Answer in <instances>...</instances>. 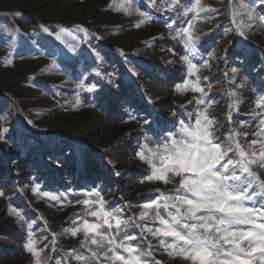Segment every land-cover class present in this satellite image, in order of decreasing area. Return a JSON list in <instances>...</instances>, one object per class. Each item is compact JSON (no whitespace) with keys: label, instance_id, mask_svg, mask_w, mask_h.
Segmentation results:
<instances>
[{"label":"rangeland","instance_id":"374dc122","mask_svg":"<svg viewBox=\"0 0 264 264\" xmlns=\"http://www.w3.org/2000/svg\"><path fill=\"white\" fill-rule=\"evenodd\" d=\"M195 6V0H116V4L112 0H0V129H9L0 132V161L5 169L0 177V264H35L26 247L29 231L47 264H79L75 255L90 256L81 243L83 234L72 237L64 232L83 219L96 222L79 203L88 198L85 193L100 191L105 210L120 209L124 219L138 215L144 203L159 199L157 190L175 194V183L147 181L151 167L139 159V153L162 154L165 144L181 138L180 122L194 127L208 104H212L209 116L214 119L218 142L227 141L230 129L248 133L240 137L245 147L258 142L254 131L259 117L250 113L258 101L264 103V0H201L204 11L199 12ZM246 9H255L252 17ZM188 24L200 37L194 51L185 46L184 36L175 38L184 46L183 54L163 44ZM81 28L87 29V37ZM213 31H219L215 41L203 44L202 39ZM57 34L76 51H68L55 39ZM93 48L103 62L94 59ZM185 56L200 69L201 86L206 91L212 88L208 96L182 91L189 80L196 79L183 62ZM247 58L255 75L251 69L246 71ZM8 60L11 65L6 64ZM175 67L182 82L167 84L166 76L159 73ZM232 67L237 73L231 72ZM77 83L94 91L81 90ZM121 88L125 91L119 106L123 117L113 121L107 114L109 103L98 96L105 89ZM233 91L236 97L229 95ZM201 98L204 105L196 102ZM237 99L240 103L231 108ZM230 110L231 120L225 115ZM47 140L64 142L66 156L76 151L77 158L83 153L95 157L97 171L90 177L78 174L72 181L48 183L41 167L55 170L59 166L58 159L51 163L45 153ZM253 167L264 178V169ZM253 184L250 195L256 200L246 204L260 207L264 197ZM13 208L25 217L23 221H18ZM160 211L171 222L167 212ZM143 223L160 227L157 221ZM125 233L137 237L133 246L146 244L134 225L121 235ZM153 247L155 258L163 264H186L170 259L155 240Z\"/></svg>","mask_w":264,"mask_h":264},{"label":"snow or ice","instance_id":"6c2138e0","mask_svg":"<svg viewBox=\"0 0 264 264\" xmlns=\"http://www.w3.org/2000/svg\"><path fill=\"white\" fill-rule=\"evenodd\" d=\"M112 2L116 4V0ZM195 5L194 11H204L201 0H195ZM119 7L124 8V4ZM246 11L252 17L255 9ZM184 14L187 15V12ZM261 19L264 20V17ZM44 30L48 31L47 28ZM81 31L85 37L88 36L87 29L81 28ZM240 35L243 36L244 33L241 32ZM181 36L187 38L185 46L194 51L195 42L200 37L194 35L193 25L188 24L182 31L176 32L173 38ZM55 39L65 44L59 34L55 35ZM84 42L87 43L86 40ZM65 46L70 52L76 51L75 46ZM92 52L94 59L103 62L99 52L94 48ZM183 62L196 79L189 80L182 91L191 90L199 93L201 97L208 96L212 88L209 87L206 91L201 86V77L198 74L200 69L187 56ZM6 64L11 65L12 61L8 60ZM51 68H57L55 62ZM237 71L236 67L231 68L233 74ZM76 87L89 93L94 91L91 87L85 88L84 83H77ZM240 87L243 88L244 84ZM229 95L236 97L237 93L233 91ZM75 100L79 105V95ZM196 102L205 104L203 98ZM239 103L240 100L237 99L230 107L235 108ZM211 108L212 104H208L199 112L194 127L181 121V138H173L170 144H165L162 154L152 152L150 157H146L144 152L139 153V159L151 167V175L147 177V181L162 182L164 185L175 183V194L169 195L157 190L160 198L154 203H144L139 214L129 219L118 214L122 211L120 209L116 212L106 211V201L100 191L84 194L88 198L80 200L79 203L86 210V215L94 217L96 222L83 219L77 222L78 226L64 229L72 237L83 234L81 243L88 249L90 256L75 255L73 258L79 264H95L96 260H101V254V264L104 261L109 264H163V261L154 256L153 240L158 242L170 259L179 258L186 264H257L258 261L259 264H264V204L260 207L246 204V201L256 200V196L250 195L254 191L253 182L259 188L258 195L264 197V178L253 167L264 169V111H256L264 109V103L258 101L256 108L250 113L253 117H259L258 130L254 131V135L260 139L256 144H249L247 147L240 140L241 136L248 135L246 131L230 129L226 134L227 141L218 142L219 137L213 130L214 119L209 116ZM225 115L231 120V110ZM240 127L244 128L245 125ZM8 131L7 127L0 129L3 133ZM35 191L39 193L40 189ZM41 194L49 196L48 193ZM2 195L0 192V196ZM49 198L60 200L59 196ZM161 208L167 212L171 222L161 214ZM12 212L18 221L25 219L20 211L13 208ZM149 220L157 221L160 227L152 228L143 223ZM130 224L141 230L145 245L133 246L132 241L137 240L136 236L126 233L121 235ZM245 225L250 227H239ZM26 247L35 258V264H47L46 259L42 260L43 253L36 248V240L31 231ZM56 264H60V261H56Z\"/></svg>","mask_w":264,"mask_h":264},{"label":"trees","instance_id":"16d2710c","mask_svg":"<svg viewBox=\"0 0 264 264\" xmlns=\"http://www.w3.org/2000/svg\"><path fill=\"white\" fill-rule=\"evenodd\" d=\"M219 31H213L210 35L203 38L202 42L203 44L206 42H213L215 41V36H217ZM163 44L167 47H170L173 49V51L177 54H183L184 52V46L176 39H169L168 41H164ZM203 46V45H202ZM201 52L203 54H206L208 51L205 47H202ZM252 58H255L256 55H252ZM247 65L246 68L248 72H250L249 69H251V74H254V67L249 62V58L246 59ZM252 61H257V59H253ZM157 71V70H156ZM158 72V71H157ZM150 75L152 74L149 72ZM180 72L177 70V67L173 68L170 71L162 70L159 75H165L167 84L175 85L177 82H182V78L180 77L182 74H179ZM249 74V73H248ZM152 76V75H151ZM181 78V79H180ZM175 79H177L175 81ZM120 90V89H119ZM114 90V89H105L99 94V98L104 101V103H109V106L107 108V114L113 121H119L121 117H123V113L121 109H119V106H121L123 98L125 97V91L121 88L120 91ZM223 94V93H222ZM220 99V98H219ZM48 143L45 144V153L48 154L50 157L51 163L54 162V159H58V169H47L45 167H41L42 170L41 173L45 174V178L48 180V183H62L67 178H69L70 181H72V178L74 175L78 174H84L88 175L89 177L94 175L97 171V163L96 158L92 157L90 154L83 153V155L80 156V158H77L76 151L71 152V155L66 156L67 154L64 150L66 147H64V142L57 141V142H50V140H47ZM54 143V144H53ZM53 144L54 146H51ZM3 163L0 161V177L3 176L4 172ZM3 178V177H2Z\"/></svg>","mask_w":264,"mask_h":264}]
</instances>
